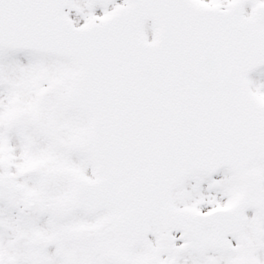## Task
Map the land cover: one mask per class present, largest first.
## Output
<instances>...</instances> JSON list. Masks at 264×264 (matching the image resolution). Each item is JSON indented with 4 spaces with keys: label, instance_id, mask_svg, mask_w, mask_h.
<instances>
[{
    "label": "snow or ice",
    "instance_id": "6c2138e0",
    "mask_svg": "<svg viewBox=\"0 0 264 264\" xmlns=\"http://www.w3.org/2000/svg\"><path fill=\"white\" fill-rule=\"evenodd\" d=\"M0 264H264V0H0Z\"/></svg>",
    "mask_w": 264,
    "mask_h": 264
}]
</instances>
